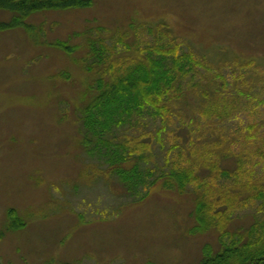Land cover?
<instances>
[{
  "label": "rangeland",
  "instance_id": "obj_1",
  "mask_svg": "<svg viewBox=\"0 0 264 264\" xmlns=\"http://www.w3.org/2000/svg\"><path fill=\"white\" fill-rule=\"evenodd\" d=\"M14 14L0 7V20ZM24 20L0 27V264H197L250 226L262 211L245 184L264 182V0H91ZM167 49L191 68L156 97L160 111L144 103L89 134L98 78ZM113 148L125 168L137 161L136 189L111 170Z\"/></svg>",
  "mask_w": 264,
  "mask_h": 264
},
{
  "label": "trees",
  "instance_id": "obj_2",
  "mask_svg": "<svg viewBox=\"0 0 264 264\" xmlns=\"http://www.w3.org/2000/svg\"><path fill=\"white\" fill-rule=\"evenodd\" d=\"M90 1L0 0V7H6L15 12L10 20H0V27L18 23L25 25L24 19L28 13L37 9L87 5ZM57 44L65 46L62 42H57ZM92 49L100 58L102 55L101 47L96 48L93 46ZM162 52L160 56L150 57L148 61L139 60L135 62L123 75L106 80L104 85H102V78H98V93L94 95L82 113L83 126L89 131V134L101 139V132L108 129L113 121L116 122V120L133 113L138 114L144 103H148L156 111H160L161 107L158 105L156 97L160 96L163 88H170L173 85L176 74H184L191 68L190 56L185 51L178 55H174L168 49ZM168 58L170 63L167 62ZM98 60H101V58ZM164 108L166 109L167 106H164ZM92 147H95L96 150L99 149L97 146H90L88 150L93 152ZM122 150H125L123 146ZM103 153L108 154L105 159L112 166L111 170L115 171L118 178L127 185L128 189H136L139 179L143 178V173L140 172L137 161L132 163L130 168H125L120 163L125 158L123 152L120 153L116 148H113L111 152L105 153L104 150ZM225 153H227L226 149ZM234 169L232 170L234 171ZM230 171L225 169V174L230 175ZM144 176L146 175L144 174ZM245 186L250 191L248 194L257 198L259 209L262 212L254 214L253 222L244 231H232L227 238L220 240L221 247L215 251H212L209 244H206L197 264H264V249L261 248L264 245V182L245 184ZM208 220L200 219V224L196 228L203 229L209 224ZM209 221L211 222V220ZM254 231L256 234L253 233Z\"/></svg>",
  "mask_w": 264,
  "mask_h": 264
}]
</instances>
